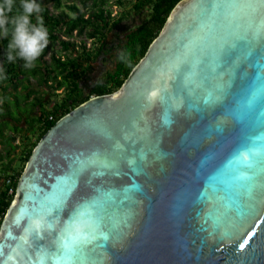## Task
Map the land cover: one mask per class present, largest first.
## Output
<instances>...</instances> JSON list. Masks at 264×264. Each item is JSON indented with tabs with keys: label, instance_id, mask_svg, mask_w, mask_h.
<instances>
[{
	"label": "water",
	"instance_id": "1",
	"mask_svg": "<svg viewBox=\"0 0 264 264\" xmlns=\"http://www.w3.org/2000/svg\"><path fill=\"white\" fill-rule=\"evenodd\" d=\"M0 264H264V0H178L117 89L58 117Z\"/></svg>",
	"mask_w": 264,
	"mask_h": 264
},
{
	"label": "trees",
	"instance_id": "2",
	"mask_svg": "<svg viewBox=\"0 0 264 264\" xmlns=\"http://www.w3.org/2000/svg\"><path fill=\"white\" fill-rule=\"evenodd\" d=\"M177 1L0 0V221L41 134L89 96L117 89ZM111 5L119 7L114 14ZM73 32L90 45L69 40ZM29 77L36 87L26 84ZM38 87L52 93L61 89L59 100L38 109L35 122L22 113L11 116L20 99L28 104V114L42 106L46 98ZM3 101H11V107ZM5 177L10 183L2 187Z\"/></svg>",
	"mask_w": 264,
	"mask_h": 264
},
{
	"label": "rangeland",
	"instance_id": "3",
	"mask_svg": "<svg viewBox=\"0 0 264 264\" xmlns=\"http://www.w3.org/2000/svg\"><path fill=\"white\" fill-rule=\"evenodd\" d=\"M113 1L114 0H109L110 3H112ZM46 6L51 11H53L52 8H51V3L50 2H46ZM118 8L119 7H117L116 5H111V14L116 13L118 11ZM61 38H63V37H61ZM68 39L69 40H73L76 43H78L79 41L80 42L83 41L86 47H88L90 45L89 39L84 40L83 37L74 35V32L72 33V36L69 37ZM26 84H29L30 86L36 87L35 86L34 79L33 78H30V77L26 80ZM37 91L39 92V94L44 95L45 98H46V101H43V103L41 102L42 106H40L39 108H37L33 113L28 114V104L27 103H24L20 99L19 100L20 101L19 102V107L18 108H11V112H12V113H10L11 116H13V115L15 116V115H17L19 113H22V115H24L27 120L30 118L32 122H35L34 121V118H35V115L34 114L38 113V109L39 110L42 109L43 108V105H44L45 108H49L53 102L59 100L61 89H58V90L55 91V93H52V91L50 89H43L41 87H38V90ZM10 102L11 101H3L4 104L6 103V106L8 108L11 107V103ZM27 122H29V121H27ZM22 124L24 125L23 122H22ZM7 127L9 128L10 125H7ZM31 136L32 135H30V137H29L30 139H32V137L35 136V133H33V136L32 137ZM20 150H21V144H18L17 148L14 151L15 157H17V155L20 152Z\"/></svg>",
	"mask_w": 264,
	"mask_h": 264
},
{
	"label": "built area",
	"instance_id": "4",
	"mask_svg": "<svg viewBox=\"0 0 264 264\" xmlns=\"http://www.w3.org/2000/svg\"><path fill=\"white\" fill-rule=\"evenodd\" d=\"M48 119H51L50 115H48ZM2 182H3L2 187H4L5 185H8L10 183V177L3 178ZM7 193H11V188L7 189Z\"/></svg>",
	"mask_w": 264,
	"mask_h": 264
},
{
	"label": "crops",
	"instance_id": "5",
	"mask_svg": "<svg viewBox=\"0 0 264 264\" xmlns=\"http://www.w3.org/2000/svg\"><path fill=\"white\" fill-rule=\"evenodd\" d=\"M17 142V140L15 141V143Z\"/></svg>",
	"mask_w": 264,
	"mask_h": 264
}]
</instances>
